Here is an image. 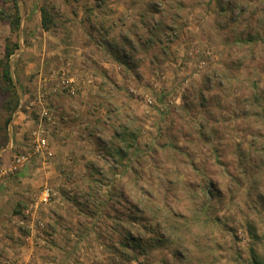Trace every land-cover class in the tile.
<instances>
[{
  "label": "rangeland",
  "instance_id": "obj_1",
  "mask_svg": "<svg viewBox=\"0 0 264 264\" xmlns=\"http://www.w3.org/2000/svg\"><path fill=\"white\" fill-rule=\"evenodd\" d=\"M19 4L0 167L27 158L0 178L22 202L0 264H264V0ZM45 186L43 225L20 226Z\"/></svg>",
  "mask_w": 264,
  "mask_h": 264
},
{
  "label": "trees",
  "instance_id": "obj_2",
  "mask_svg": "<svg viewBox=\"0 0 264 264\" xmlns=\"http://www.w3.org/2000/svg\"><path fill=\"white\" fill-rule=\"evenodd\" d=\"M10 1H11V5L8 9H6L5 7L0 8V18L8 19L10 21L12 30L16 32L19 30L21 23V12H20L21 6L19 4V0H10ZM41 13H42V27L48 30L51 28V22H53L51 18L52 15L51 13L47 12L44 8H42ZM18 47H19L18 42H16L12 46L7 45L4 58L0 59V64L3 67V70L0 75L4 83L3 85L4 92L5 93L6 91L8 92L6 93V99L4 102L6 117L4 120V124H1L0 126V128L4 131L3 136L5 137V140L6 137L8 136V130H7L8 124L10 123L13 116V112L15 111L19 103V95L17 93L16 86L13 81V75L9 63V59L11 55L15 53ZM5 140L3 142H5Z\"/></svg>",
  "mask_w": 264,
  "mask_h": 264
},
{
  "label": "built area",
  "instance_id": "obj_3",
  "mask_svg": "<svg viewBox=\"0 0 264 264\" xmlns=\"http://www.w3.org/2000/svg\"><path fill=\"white\" fill-rule=\"evenodd\" d=\"M41 113L43 114V116L48 115L47 117L51 119V117L49 116V112L46 111L45 107ZM43 132H45V130L44 128L41 127V125H39V127L36 128L35 131L33 132L35 135L34 142H35L36 151H42L45 148L46 138L43 136L44 135ZM26 158H27L26 155L20 154V155L15 156L14 160L9 166L5 168L4 166H1L0 167V178L3 176L9 175L10 173L15 172L24 163ZM51 198H52L51 189L46 186L43 187L39 191L35 199L31 201L30 203H28L23 208L22 216L18 220L19 225L22 227L29 228L31 230H34L37 227V225L42 226L43 221L41 220L42 218L40 219V216H39L40 209L46 204L50 203ZM2 261H3V264H12L4 258Z\"/></svg>",
  "mask_w": 264,
  "mask_h": 264
},
{
  "label": "crops",
  "instance_id": "obj_4",
  "mask_svg": "<svg viewBox=\"0 0 264 264\" xmlns=\"http://www.w3.org/2000/svg\"><path fill=\"white\" fill-rule=\"evenodd\" d=\"M17 179L19 181L20 177H18ZM7 182L8 180L6 182H0V232H3V230H1V227L4 229V232H11V230H9V226H11L9 223L10 218L8 219V217L11 216L13 212L16 213L18 210L20 211L21 209H19L17 205L22 204V202H20L19 200L20 198L18 195H12V192H10L11 190L8 188L9 182ZM7 241V237L3 236L0 245L2 249H6L5 246Z\"/></svg>",
  "mask_w": 264,
  "mask_h": 264
}]
</instances>
